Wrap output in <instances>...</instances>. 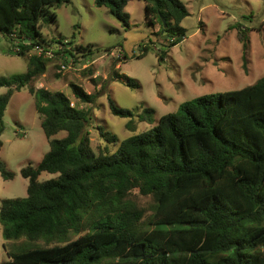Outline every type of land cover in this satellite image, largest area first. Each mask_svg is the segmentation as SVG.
Instances as JSON below:
<instances>
[{"label": "trees", "instance_id": "obj_1", "mask_svg": "<svg viewBox=\"0 0 264 264\" xmlns=\"http://www.w3.org/2000/svg\"><path fill=\"white\" fill-rule=\"evenodd\" d=\"M129 1L94 0L126 26ZM141 1L146 23L159 25L167 47L179 43L186 35L180 22L189 13L184 2ZM65 2L0 0V35L27 58L24 73L0 78L7 88L0 94V134L13 92L29 88L49 143L38 162L20 169L26 195L0 200L3 246L21 237L44 245L6 249L0 264H264V76L239 89L185 100L150 128L120 140L115 151L95 153L87 111L71 106L60 90L30 86L49 60L33 52L36 46L62 44L54 53H67L74 62L94 54L90 44L41 33V19L54 21L50 8ZM239 39L245 61L249 39L240 30ZM110 78L139 85L115 68ZM71 90L80 102L95 100L76 83ZM108 100L111 113L133 116ZM153 114L145 106L138 119L152 123ZM59 131L65 136L54 138ZM100 135L117 142L109 131ZM43 171L56 175L39 180ZM0 174L14 175L1 161ZM135 193L150 198L148 213Z\"/></svg>", "mask_w": 264, "mask_h": 264}, {"label": "rangeland", "instance_id": "obj_2", "mask_svg": "<svg viewBox=\"0 0 264 264\" xmlns=\"http://www.w3.org/2000/svg\"><path fill=\"white\" fill-rule=\"evenodd\" d=\"M188 15L180 25L186 28L183 39L167 47L159 25L145 21L144 2L131 0L124 7L128 26L116 19L106 6L94 0H69L49 12L55 20L41 19V33L47 38L94 48L86 60L75 59L61 52L49 58L45 72L30 83L35 88L60 90L75 106L88 113L90 149L95 153L113 152L120 140L153 126L166 113L177 111L179 105L193 97L253 84L264 76V0H182ZM240 34L248 37L246 60H243ZM62 44L55 43L57 50ZM145 46L149 49L144 52ZM69 47V45H67ZM16 47L0 35V78L24 73L27 58L15 53ZM165 51L164 57L160 54ZM87 61H90L89 67ZM70 65L61 70L60 64ZM85 68L91 69L87 72ZM114 68L132 77L137 87H129L121 79H111ZM71 83L80 85L87 93L95 94L92 103L80 102L71 90ZM105 84V85H104ZM7 90L0 86V94ZM133 112V116L111 113L108 97ZM154 109V121H140L143 107ZM131 120V126L127 123ZM42 118L36 110L35 98L29 88L14 91L5 109L0 134V161L14 175L3 179L0 174V200L24 197L27 179L20 174L29 161L38 162L49 150L48 139L41 128ZM100 131L115 134L117 142H108ZM59 131L54 138H62ZM56 174L41 172L39 180ZM136 202L148 213L151 200L134 194ZM0 225V262L7 259V250H20L44 245L41 240L30 242L21 237L9 240L6 248ZM34 244V245H33Z\"/></svg>", "mask_w": 264, "mask_h": 264}, {"label": "built area", "instance_id": "obj_3", "mask_svg": "<svg viewBox=\"0 0 264 264\" xmlns=\"http://www.w3.org/2000/svg\"><path fill=\"white\" fill-rule=\"evenodd\" d=\"M60 46H58L57 48H59ZM55 47L54 46H51V47H41V46H36L34 49H33V52H36L37 54H43L45 57H48V58H50V57H52L54 54V52H55ZM89 63H90V61H87V64H85V66L87 65H89ZM71 65V64H70ZM70 65L68 64V65H66L65 63H61L60 64V68H61V70H65V69H67V68H69L70 67ZM70 105L71 106H74V103H73V101L70 103Z\"/></svg>", "mask_w": 264, "mask_h": 264}]
</instances>
